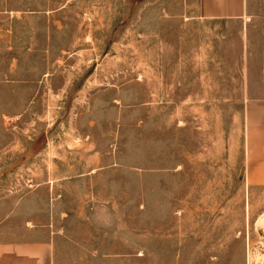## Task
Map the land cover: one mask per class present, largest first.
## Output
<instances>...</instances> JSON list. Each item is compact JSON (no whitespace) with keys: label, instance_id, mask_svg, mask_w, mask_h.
<instances>
[{"label":"rangeland","instance_id":"374dc122","mask_svg":"<svg viewBox=\"0 0 264 264\" xmlns=\"http://www.w3.org/2000/svg\"><path fill=\"white\" fill-rule=\"evenodd\" d=\"M248 3L202 19L198 0H0V232L37 194L93 218L112 264H264V188L244 173L264 0Z\"/></svg>","mask_w":264,"mask_h":264},{"label":"crops","instance_id":"0c3cea01","mask_svg":"<svg viewBox=\"0 0 264 264\" xmlns=\"http://www.w3.org/2000/svg\"><path fill=\"white\" fill-rule=\"evenodd\" d=\"M248 6V0H198V16L243 19ZM245 117L244 173L246 187L252 191L264 188V97L250 95ZM58 187L47 189L57 192ZM37 198L35 194L22 199L7 216L6 229L0 232V264H112V255L96 250L93 218L64 216L63 202ZM13 219L23 223H12Z\"/></svg>","mask_w":264,"mask_h":264}]
</instances>
